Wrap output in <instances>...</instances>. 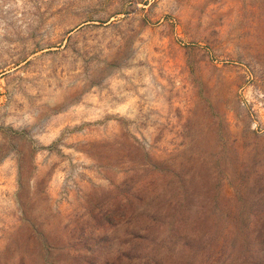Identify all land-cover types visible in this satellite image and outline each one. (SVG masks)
<instances>
[{
  "label": "rangeland",
  "instance_id": "374dc122",
  "mask_svg": "<svg viewBox=\"0 0 264 264\" xmlns=\"http://www.w3.org/2000/svg\"><path fill=\"white\" fill-rule=\"evenodd\" d=\"M264 258V0H0V264Z\"/></svg>",
  "mask_w": 264,
  "mask_h": 264
},
{
  "label": "trees",
  "instance_id": "16d2710c",
  "mask_svg": "<svg viewBox=\"0 0 264 264\" xmlns=\"http://www.w3.org/2000/svg\"><path fill=\"white\" fill-rule=\"evenodd\" d=\"M186 264H191L190 259L187 260ZM229 264H264V258L262 263H260V258H255V257H244V256H239L237 258H232L231 262Z\"/></svg>",
  "mask_w": 264,
  "mask_h": 264
}]
</instances>
